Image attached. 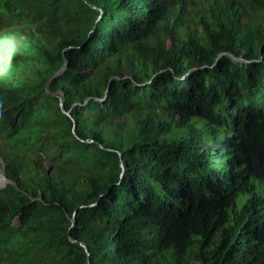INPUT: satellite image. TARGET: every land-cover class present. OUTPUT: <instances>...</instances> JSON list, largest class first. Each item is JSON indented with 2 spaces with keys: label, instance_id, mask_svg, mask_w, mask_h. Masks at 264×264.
Returning <instances> with one entry per match:
<instances>
[{
  "label": "trees",
  "instance_id": "obj_1",
  "mask_svg": "<svg viewBox=\"0 0 264 264\" xmlns=\"http://www.w3.org/2000/svg\"><path fill=\"white\" fill-rule=\"evenodd\" d=\"M0 133L67 164L8 151L0 264H264V0H0Z\"/></svg>",
  "mask_w": 264,
  "mask_h": 264
},
{
  "label": "rangeland",
  "instance_id": "obj_2",
  "mask_svg": "<svg viewBox=\"0 0 264 264\" xmlns=\"http://www.w3.org/2000/svg\"><path fill=\"white\" fill-rule=\"evenodd\" d=\"M6 20L7 21H13L10 17H6ZM5 20V21H6ZM19 23L17 22H9L8 24H6V26L4 27H9V26H14V25H17ZM31 148L28 149V148H25V149H20V148H15V147H9L7 148L6 146V141H5V138L2 137V134L0 133V172L5 174L6 176H8V172H7V164L6 162L8 160H10L8 157H7V154L9 153L8 151H14V152H17V151H21L22 153H30V157H28L27 160H32V159H35V160H38L40 162H43V168L44 169H51L54 164H58L59 163L61 164V166H64L66 167L67 164L65 162H62L65 157H61V156H54V157H51V156H45L44 154H40V150L38 149L37 145L36 144H31ZM57 151V148L56 147H52L49 149V152L50 153H54ZM36 152H38V154H36ZM11 161V160H10ZM12 163H14L13 161H11ZM15 164V163H14ZM80 166V164H79ZM82 170H87L89 169L87 166L86 167H80ZM9 181L6 182L3 181L2 183H4L2 185V188L5 187L8 183L11 182V179L8 177ZM6 182V183H5ZM15 223L16 224H19V219H15ZM2 260L0 259V262ZM5 264V263H3Z\"/></svg>",
  "mask_w": 264,
  "mask_h": 264
},
{
  "label": "water",
  "instance_id": "obj_3",
  "mask_svg": "<svg viewBox=\"0 0 264 264\" xmlns=\"http://www.w3.org/2000/svg\"><path fill=\"white\" fill-rule=\"evenodd\" d=\"M93 7L98 8V9L100 10V12L102 13L103 10H102L101 7H98L97 5H93ZM101 13H100V15H99V18L101 17ZM94 27H95V25H94ZM92 30H93V29H92ZM229 54H230L234 59H237V57H236L234 54H232V53H229ZM218 58H219V57H218ZM68 63H69V61H68L66 55L63 53V63H62V65H61V67H60L55 73H53V74L48 78V80H47L46 83H45V88H46V90H47L48 92H50L49 85H50L51 81H52L55 77H57L58 75L62 74V73L68 68ZM52 94H53V95H58V96H59V104H60V106H61L62 112L65 113V114L68 115V116H71V118H72V120H73V132L78 136V134L76 133V122H75L74 118L72 117L70 111H69V110H66V108H65V105H64V102H65V96H64L63 92H62V91H54V92H52ZM82 140H83V139H82ZM87 140H88V139H85V141H87ZM119 153H120V155H122V153H121L120 151H119ZM122 166L124 167V164H123V163H122ZM4 175H5V174H4ZM5 179H6V182L9 181V179H8V177H7L6 175H5ZM74 223H75V219L73 218V219H72V224H71V226H73ZM71 240L73 241L74 239L71 238ZM80 244L85 248L87 254L89 255L90 252H89V250H88L87 245H86L84 242H82V241H80ZM86 264H90V259H89V258L87 259V263H86Z\"/></svg>",
  "mask_w": 264,
  "mask_h": 264
},
{
  "label": "bare ground",
  "instance_id": "obj_4",
  "mask_svg": "<svg viewBox=\"0 0 264 264\" xmlns=\"http://www.w3.org/2000/svg\"><path fill=\"white\" fill-rule=\"evenodd\" d=\"M5 175L3 173L0 172V184L5 181ZM6 183V182H5Z\"/></svg>",
  "mask_w": 264,
  "mask_h": 264
}]
</instances>
